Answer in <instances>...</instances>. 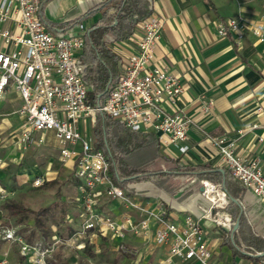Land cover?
I'll return each mask as SVG.
<instances>
[{
    "label": "built area",
    "instance_id": "built-area-1",
    "mask_svg": "<svg viewBox=\"0 0 264 264\" xmlns=\"http://www.w3.org/2000/svg\"><path fill=\"white\" fill-rule=\"evenodd\" d=\"M42 1L0 0V21L14 27H0V99L14 86L24 101L20 111L26 125L17 142L23 151L44 142L36 133L54 132L60 161L65 165L72 162L77 190L74 202L82 221L81 227L70 236L56 235L48 242L28 241L11 229L4 230V238L18 243L30 263L51 264L59 244L85 251L94 243V235L119 240L129 235L150 238L156 225L155 243L168 247L167 257L159 264H216L204 223L216 224L227 235L233 233L237 222L228 212L231 199L226 189L202 178V202L196 205L197 211L183 207L177 198L171 200L164 198V193L163 197L159 194V201L186 212L182 223L172 220L162 204L155 208L150 201L143 200L137 184L129 182L121 186L116 182L107 155L96 147L94 134L86 130L88 120L95 125L98 114L106 113L131 130L154 131L163 143L187 140L193 119L179 105L186 87L164 63L157 61L165 24L163 15L151 0L152 13L137 25L143 34L135 42V50L123 59L120 80L110 90L106 102L95 105L89 102L92 87L85 80L86 65L80 58L87 27L82 22L67 30L49 31L39 15ZM246 25L242 17L230 18L219 23L218 32L221 36L236 33L240 42L245 37ZM250 29L264 43V21L251 24ZM212 106L213 102H209L205 112ZM207 137L217 147L232 176L259 200H264V170L260 160L241 156L235 141L225 136ZM188 149L181 147L184 153ZM49 180L47 173L40 175L33 180V186L41 187ZM210 189L224 200L210 198ZM6 198L5 190L0 188V201ZM113 203L124 207L121 214L105 209V205ZM240 246L242 251L252 249L261 254L242 242ZM115 248L126 255H139L137 249L123 241Z\"/></svg>",
    "mask_w": 264,
    "mask_h": 264
},
{
    "label": "crops",
    "instance_id": "crops-1",
    "mask_svg": "<svg viewBox=\"0 0 264 264\" xmlns=\"http://www.w3.org/2000/svg\"><path fill=\"white\" fill-rule=\"evenodd\" d=\"M104 1L46 0L42 3L39 15L43 21L62 23L78 18ZM152 2L165 19L157 48V61L164 63L184 83L186 91L179 105L192 117L193 123L188 131L187 140L177 144L163 143L159 134L154 131L145 132H152L158 137L162 154L173 161H179L183 165L208 163L222 174L226 171L231 174L222 161L217 147L207 137L208 135L225 136L235 141L236 151L241 156L258 158L264 170V43L260 42L250 29L251 24L264 21V0H152ZM239 17L244 18L247 24L243 28L245 37L240 42L236 33L228 36L219 34L218 25L221 21ZM98 18L99 15H96L84 20L83 23L89 29ZM0 27L14 29L9 22L0 21ZM46 27L51 32L57 31L48 25ZM142 34L141 27L137 26L132 38L112 44V48L120 55L122 61L135 50V42ZM4 99L8 100L11 106L15 104L18 108L24 104L14 86L5 91L0 101ZM209 102H213L212 109L205 112ZM40 134L42 133H36V136ZM46 134L53 136L60 160V150L54 132L50 131ZM183 146L189 147L185 153L181 150ZM15 150V162L26 158L27 150L23 151L18 143L15 145ZM66 166L69 167L68 172L72 176V162ZM46 173L51 181L56 179L55 175L58 171L47 169L35 178ZM175 180L180 187L177 191H180L175 193L174 198H177L178 202L188 210L197 211L196 205L202 202L200 180L190 176L178 177ZM229 181L227 185L222 183L221 186L224 189H226L225 185L231 188L235 182L240 187L235 199L240 200L241 203L235 202L240 205L252 233L264 239V200H259L234 177ZM180 182L183 186L179 184ZM151 185L154 183L150 180L137 183L136 187L143 193V200L150 201L155 208L162 204L166 207L168 218L182 223L186 212L182 208L172 209L166 203L159 201L157 189ZM193 190L196 192L190 193ZM109 206L115 214L123 212V210L116 211L115 207L118 203ZM204 224L208 232L207 238L214 249L213 262L264 264V262L256 263L252 258L241 253L234 256L230 245L226 243L232 234L227 235L214 223L205 221ZM156 228L157 226L153 225L150 238L134 235L127 237L128 241L125 243L137 249L138 256L119 253L135 264H144L146 258L153 259V264L163 262L167 257L168 247L155 243ZM76 230L74 228L72 233ZM235 233L239 243H244L239 229ZM93 238L94 243L85 251L76 249L68 251L67 248L63 249L58 257L54 253L51 264H63L69 258L68 254H71V251L80 254L83 258L91 259L105 239L109 240L111 249L116 250L117 239L97 235ZM224 246H229L231 249L230 260L226 259L227 256L222 250ZM25 260L28 261L26 258Z\"/></svg>",
    "mask_w": 264,
    "mask_h": 264
},
{
    "label": "trees",
    "instance_id": "trees-1",
    "mask_svg": "<svg viewBox=\"0 0 264 264\" xmlns=\"http://www.w3.org/2000/svg\"><path fill=\"white\" fill-rule=\"evenodd\" d=\"M44 1L46 0L42 3ZM152 10L151 0H105L73 20L62 23L43 21L53 29L67 30L99 15L98 20L85 33V44L80 54L81 61L86 65L85 80L92 87L88 96L90 103H105L110 90L120 80L122 59L112 48V44L130 39L138 23L146 19ZM94 134L96 147L103 149L107 155L114 178L121 186L129 182L153 180L166 190L178 193L180 187L175 180L178 177L208 178L218 185H227L229 179L233 178L229 172L222 174L208 163L183 165L167 158L162 154L159 139L154 133L131 130L106 113L98 114ZM56 182L51 180L41 187L45 188ZM226 185L231 198L228 212L239 223L242 241L261 254L254 253L252 249L242 251L236 233H232L226 243L230 245L234 256L241 253L256 263L264 262V239L252 233L240 205L232 200L237 198L240 187L235 182L231 188ZM74 187L76 188L75 183ZM2 207L12 216L33 213L36 228L43 236H50L51 229L42 220L48 215V208L35 211L14 199L5 200Z\"/></svg>",
    "mask_w": 264,
    "mask_h": 264
},
{
    "label": "rangeland",
    "instance_id": "rangeland-1",
    "mask_svg": "<svg viewBox=\"0 0 264 264\" xmlns=\"http://www.w3.org/2000/svg\"><path fill=\"white\" fill-rule=\"evenodd\" d=\"M21 108V106L19 108L16 107L15 104L11 106V103L5 99L0 101V188L5 190L7 197L5 200L14 199L25 207L35 211L45 207L48 208V215L43 217L42 220L51 229V234L49 237L42 235V232L34 224L33 213L15 216L8 214L2 207L5 200H1L0 264L3 261H6V264H32L25 260L18 243L4 238V230H16L26 240L45 239L48 242L54 240L56 235L61 238L68 237L74 228H80L82 221L80 216L81 211L74 202V197L77 193L72 180L74 177L69 174V167L58 159L59 152L52 135L44 133L36 136L38 139L42 138L44 142L31 145L27 149L26 158L15 162V145L18 142L23 127L26 125L25 117L20 111ZM86 130L94 134V125L89 120ZM47 169L58 171V174L55 175L57 182L45 188L34 187L33 180L35 176ZM150 181L154 183L151 187L157 189V195L164 193V198L174 199L175 192L166 190L153 180ZM140 182L143 183L144 181L133 183L137 184ZM179 184L183 186L181 182ZM194 190L190 193L196 192ZM104 207L108 211L111 209L109 204ZM115 208L116 211L124 210V207L120 203ZM120 241L127 243L128 239H117L115 242L118 244ZM63 249H67V247L59 244L55 252L57 257ZM67 250L70 251V249ZM222 250L227 256L226 259L230 260V247L224 246ZM68 255H70L69 258L63 264H135L126 260L119 251L112 250L111 244L107 239L100 244L99 250L95 252V255L91 259L83 258L80 254L77 255L72 251ZM144 264H153V259L146 258Z\"/></svg>",
    "mask_w": 264,
    "mask_h": 264
},
{
    "label": "bare ground",
    "instance_id": "bare-ground-1",
    "mask_svg": "<svg viewBox=\"0 0 264 264\" xmlns=\"http://www.w3.org/2000/svg\"><path fill=\"white\" fill-rule=\"evenodd\" d=\"M210 191V198H212V199H217V198H219V199H221L222 201L224 200V198L221 196V194H217L215 191H213V190H209Z\"/></svg>",
    "mask_w": 264,
    "mask_h": 264
},
{
    "label": "water",
    "instance_id": "water-1",
    "mask_svg": "<svg viewBox=\"0 0 264 264\" xmlns=\"http://www.w3.org/2000/svg\"><path fill=\"white\" fill-rule=\"evenodd\" d=\"M203 189V188H201ZM233 201H236V199H232ZM239 229V223L237 222V226L234 228L233 233H235Z\"/></svg>",
    "mask_w": 264,
    "mask_h": 264
}]
</instances>
